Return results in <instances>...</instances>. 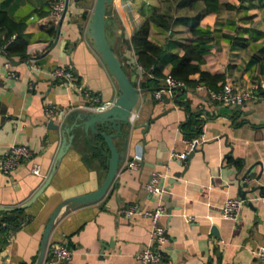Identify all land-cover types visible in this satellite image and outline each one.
Segmentation results:
<instances>
[{"label":"crops","instance_id":"1","mask_svg":"<svg viewBox=\"0 0 264 264\" xmlns=\"http://www.w3.org/2000/svg\"><path fill=\"white\" fill-rule=\"evenodd\" d=\"M93 5L94 0H69L56 30L42 20L49 12L46 0H0V8L25 23L28 40L26 56L0 53V159L12 143L31 151L9 173L0 168V228L7 225L3 217H12L16 209L26 216L19 228H5L0 264H33L53 209L66 198L97 189L106 175L107 145L76 128L77 119L69 116L78 108L114 103L118 95L85 35ZM205 7V0H113L107 39L133 84L148 91L133 109L131 127H122L128 130L126 147L124 137L113 138L124 157L105 196L64 209L55 220L47 250L65 240L73 249L66 264H139L137 254L154 242L149 217L121 213L134 203L166 210L159 224L167 241L157 249L156 264H264L253 254L264 245V199L244 202L236 221L220 211L227 198L241 192L247 198L264 195V0H217L215 10ZM152 15L168 23L150 21L148 31V39L164 49L157 64L164 78L170 76L171 58L196 41L203 49L200 69L221 76L214 89L229 81L251 88L253 98L224 106L209 97L212 87L200 82L197 72L189 76L192 85L156 99L158 86L142 85L146 73L138 68L131 41ZM4 32L0 28L1 37ZM68 65L73 70L69 86L48 73ZM47 104L64 112L49 119ZM64 138L68 146L57 160ZM196 139L187 146L186 140ZM186 149L193 151L189 159L172 157ZM135 154L140 161L134 170L127 162ZM33 164L39 165L40 175L32 172ZM155 169L167 175L160 197L145 189Z\"/></svg>","mask_w":264,"mask_h":264},{"label":"built area","instance_id":"2","mask_svg":"<svg viewBox=\"0 0 264 264\" xmlns=\"http://www.w3.org/2000/svg\"><path fill=\"white\" fill-rule=\"evenodd\" d=\"M49 7V12L42 20H44L45 24L52 25L56 30L58 29V24L63 16V14L67 13L68 2L66 0H46ZM65 17V16H64ZM6 45H0V53L6 54ZM138 68L141 72H146L150 77L153 76L151 70L152 67L148 71L138 64ZM6 67H9V62L6 63ZM50 76L59 82L61 85L69 86L72 83L73 79V70L72 66H58L52 68L48 71ZM11 77H16L14 73H10ZM184 87V83L181 81L174 80L172 77L167 76L164 78L161 86L154 91V96L156 99H162L164 97L165 92H171L175 89H180ZM209 97L219 102L220 104L227 107L239 106L249 101L253 98V91L249 87L234 85L233 83L226 81L218 86V88H210L208 89ZM111 102H104L94 109L103 110L109 107ZM46 115L49 119L55 118L64 112V109H61L53 104L46 105ZM197 143L196 140H186V144L188 147H192ZM189 149L184 150L181 153L174 151L172 153V157L178 160H185L187 158ZM31 156V151L29 147L23 143H12L8 146L6 155L0 159V168L4 173H9L12 169L17 167L23 160L28 159ZM140 161V155L135 154L128 162L127 167L130 169H138ZM32 172L34 174L40 175V167L38 164H33ZM166 173L161 170H153L150 174L148 181L145 184V189L160 197L163 193L164 188L161 186V180L166 178ZM260 200L264 199V195H256L252 198H243L241 196L227 198L225 202L222 204L220 211L221 215L233 221H236L239 217L240 209L244 202L250 200ZM121 213L126 217H131L134 215H141L145 217H149L151 220V229H150V239L154 242L153 247H145L142 249L136 256L139 264H156L159 260V252L157 249L163 247L167 241V236L162 227L159 224V219L161 216L166 215V210L163 206L158 205L153 210H147L140 208L137 204H131L123 209H121ZM73 249L67 244L65 240H62L58 244L52 246L49 250H46L44 259L41 264H66L70 258ZM48 254V255H47ZM254 256L264 263V245H259L254 251Z\"/></svg>","mask_w":264,"mask_h":264},{"label":"water","instance_id":"3","mask_svg":"<svg viewBox=\"0 0 264 264\" xmlns=\"http://www.w3.org/2000/svg\"><path fill=\"white\" fill-rule=\"evenodd\" d=\"M68 2V0H66ZM113 0H94V5L88 24L85 29L86 38L91 43L93 50L99 55L102 62L107 68L109 75L115 81L118 88V95L114 103L103 110L96 109H82L78 108L70 113V117L77 119L76 128H80L86 135L93 139L101 137L103 142L107 145L109 150L108 166L106 175L99 185V187L91 192L84 193L77 196H72L62 200L51 212L43 229L40 247L37 257L33 264H41L48 246L49 236L54 226L55 220L59 213L76 205L86 204L98 201L105 196L110 186L113 183L119 164L124 157L123 153L117 149L113 143V138L116 136L124 137L126 147L127 131H123L122 127L130 128L134 120L133 109L138 102L140 95L147 92L148 89L141 88L133 84L128 74L125 72L119 55L112 49L106 35L105 18L107 7L112 5ZM65 13L61 17L58 28L63 22ZM14 62L13 59H10ZM181 90L184 87L180 88ZM177 100V98H175ZM69 139V138H68ZM68 146L67 139H63L61 148L57 154V160L62 156L66 147ZM193 151H191L187 159L190 158ZM41 189L34 195V197L23 207L29 205ZM246 191L240 193V196L245 198ZM10 217V216H9ZM211 232L216 234V227H211Z\"/></svg>","mask_w":264,"mask_h":264},{"label":"trees","instance_id":"4","mask_svg":"<svg viewBox=\"0 0 264 264\" xmlns=\"http://www.w3.org/2000/svg\"><path fill=\"white\" fill-rule=\"evenodd\" d=\"M205 11H212L216 9L217 0H205ZM111 6V5H110ZM106 10V18L109 13V8ZM230 7V5H228ZM105 18V29L107 31V23ZM154 21L161 26L167 27L168 23L164 18L158 15H152L148 19H145L138 31L132 36V46L136 54L137 62L145 71H148L152 67L153 76L150 77L146 73L142 85L150 87V84L154 86L160 85V79L164 78L163 74L158 70V61L164 54V49L153 43L148 39L149 23ZM25 23L15 21L5 10L0 8V28L4 29V36H0V45H6V54L9 57H23L26 56V46L28 43L25 30ZM54 30V28L52 27ZM107 35V34H106ZM203 49L198 42L194 41L191 44L185 46V52L183 55H175L171 58L172 68L170 71V77L174 80L181 81L184 85H192L194 81L190 79V75L199 73V81L214 88L213 83H216L221 79L220 75H211L200 69V64L203 62L202 56ZM126 72V71H125ZM3 219L7 222V225L0 228V241L6 242L3 232L5 228L11 226L13 229L19 228L24 222H26V216L23 214V209L19 208L14 210L12 217L4 216Z\"/></svg>","mask_w":264,"mask_h":264}]
</instances>
